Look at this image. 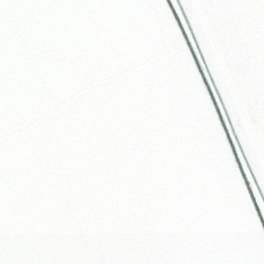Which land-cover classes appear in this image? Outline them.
I'll return each mask as SVG.
<instances>
[{
	"label": "snow or ice",
	"instance_id": "obj_1",
	"mask_svg": "<svg viewBox=\"0 0 264 264\" xmlns=\"http://www.w3.org/2000/svg\"><path fill=\"white\" fill-rule=\"evenodd\" d=\"M0 264H264V0H0Z\"/></svg>",
	"mask_w": 264,
	"mask_h": 264
}]
</instances>
